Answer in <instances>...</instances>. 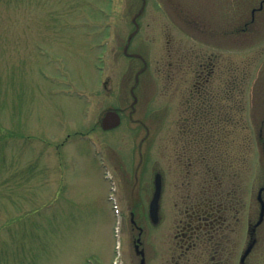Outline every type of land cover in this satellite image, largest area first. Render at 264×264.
Segmentation results:
<instances>
[{
  "label": "rangeland",
  "instance_id": "374dc122",
  "mask_svg": "<svg viewBox=\"0 0 264 264\" xmlns=\"http://www.w3.org/2000/svg\"><path fill=\"white\" fill-rule=\"evenodd\" d=\"M252 1L0 0V264H113L141 122L156 124L150 152L167 185L177 179V162L165 164L164 74L183 42L207 65L218 56L216 82L229 72L248 81L245 179L256 201L264 184V13L243 32ZM137 14L131 50L143 61L123 54ZM108 108L122 124L104 131ZM150 169L136 192H150Z\"/></svg>",
  "mask_w": 264,
  "mask_h": 264
},
{
  "label": "flooded vegetation",
  "instance_id": "af4514ba",
  "mask_svg": "<svg viewBox=\"0 0 264 264\" xmlns=\"http://www.w3.org/2000/svg\"><path fill=\"white\" fill-rule=\"evenodd\" d=\"M263 11L264 0H259L242 31L251 30ZM136 32L129 35L130 42ZM183 44L164 74L169 95L163 130L168 131L166 153L171 152L165 164L169 168L175 160L180 169L167 185L164 167L151 157L154 123L141 122L146 132L132 152L135 165L129 177L120 264H264L262 206L259 193L252 202L245 179L250 156L245 80L229 72L222 83L223 79L216 82L218 56L207 65L197 46L183 50ZM176 93L179 104L172 107ZM259 142L263 143L262 133ZM148 165L150 172L162 176L160 217L155 222L147 207L152 191L149 199L135 190ZM123 172L128 173L125 168ZM259 190L264 201V184Z\"/></svg>",
  "mask_w": 264,
  "mask_h": 264
},
{
  "label": "water",
  "instance_id": "95a60500",
  "mask_svg": "<svg viewBox=\"0 0 264 264\" xmlns=\"http://www.w3.org/2000/svg\"><path fill=\"white\" fill-rule=\"evenodd\" d=\"M111 117H115V119L114 121L110 122ZM119 124H120V118L117 115V113H115L114 111L107 112L102 122V126L105 130L113 129L117 127ZM161 190H162L161 179H160V176H157L155 196H154V200L151 205V215L154 218V220H156L158 217L159 199L161 195ZM263 216H264V207L262 209L261 219L263 218Z\"/></svg>",
  "mask_w": 264,
  "mask_h": 264
}]
</instances>
